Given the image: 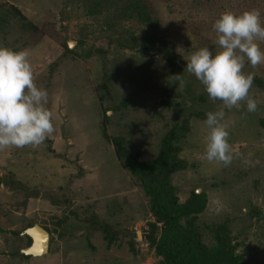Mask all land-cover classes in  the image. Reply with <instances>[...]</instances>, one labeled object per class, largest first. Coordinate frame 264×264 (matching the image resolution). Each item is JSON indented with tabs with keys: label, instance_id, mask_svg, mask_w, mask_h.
<instances>
[{
	"label": "rangeland",
	"instance_id": "rangeland-1",
	"mask_svg": "<svg viewBox=\"0 0 264 264\" xmlns=\"http://www.w3.org/2000/svg\"><path fill=\"white\" fill-rule=\"evenodd\" d=\"M89 2L0 0V46L29 51L34 83L47 90L54 123L41 145L0 151V264H161L144 239L153 220L144 216L148 199L102 136L103 110L107 134L124 137L132 152L140 151L139 160L155 158L164 134L188 121L189 131L176 141L185 168L171 176L179 200L191 189L205 191L207 205L199 215L204 240L210 237L205 225L227 222L240 243L236 252L249 250L242 264H264V88L254 81L264 79V64L252 68L245 61L243 68L253 75L249 95L257 111L246 112L244 101L239 109H224L222 123L234 149L227 166L204 159L205 118L195 115L223 105L210 101L194 75L183 72V57L200 47L216 51L212 24L222 12L255 9L264 24V0H144L155 24L119 18L106 6L89 14ZM14 7L37 25L35 39L15 19ZM146 33L157 35L166 49L140 50ZM62 41L73 43L75 53H65ZM90 49L95 54L84 57ZM169 59L171 73L164 67ZM176 74L185 82L182 89L172 82ZM13 175L28 189L11 185ZM62 196L68 206L55 208L49 201ZM110 201L124 205L111 220L118 225L110 245L97 227H67L63 236L52 232L43 256L12 255L30 245L24 230L33 224L59 230L52 218L66 215L72 226L70 210L109 221Z\"/></svg>",
	"mask_w": 264,
	"mask_h": 264
},
{
	"label": "trees",
	"instance_id": "trees-1",
	"mask_svg": "<svg viewBox=\"0 0 264 264\" xmlns=\"http://www.w3.org/2000/svg\"><path fill=\"white\" fill-rule=\"evenodd\" d=\"M89 14H94L102 9V7H112L113 14L123 19H136L137 21H144L148 24H155L157 20L153 18L151 9L144 3V0H90ZM13 15L18 21L21 28L31 35L33 39L37 36V25L17 9L12 8ZM133 38V37H132ZM135 38L133 41L135 42ZM157 35L153 33H146L144 38L140 41V50L150 52L154 49L165 50V44L157 41ZM65 53H75L65 41L60 43ZM161 50V51H162ZM102 51V50H101ZM163 53H165L163 51ZM84 57H90L95 54L94 50H85ZM169 58L168 53L164 54ZM169 72L173 67V61H168L165 65ZM257 86L264 88V79L255 78ZM106 83V81H103ZM105 86H99L98 91ZM100 98L102 94H100ZM126 102H122L125 105ZM109 110H112L109 109ZM205 112L197 111L195 115L204 117ZM105 119V121H103ZM102 120V136L105 141L112 147L114 156L120 166L129 171L130 175L134 177L141 186L145 197L148 199L147 205L144 207L145 218H153L148 221V229L144 233L149 248L154 250L156 256L160 257L161 264H242L245 255L249 251L246 247L242 252L238 253L240 243L233 240L227 222H216L207 224L206 235L209 237V242L204 240V234L200 230L199 215L205 210L207 205V194L205 191L196 192L191 189L187 198L180 201L175 187L171 182V176L175 171L185 168V161L178 158L179 148L176 141L183 137L189 131L188 121L182 122L180 125L172 127L161 138L158 151L155 158L139 160L140 151L132 152L127 141L122 136H112L107 134L105 130L107 114L103 110ZM11 185H19L24 189H28L22 182L15 179V175L10 180ZM55 208L68 206L67 196L53 198L49 200ZM124 205L119 202L110 201L107 206V216L109 221L99 218L94 212H89V216H82L79 210H70L72 217V226H68V216L60 215L53 219L54 225L58 226L59 230H55L48 226H42L50 234L49 250L53 244L51 235L52 232L57 231L60 236L65 234L64 229L69 227L72 230L92 231L95 229L102 231L103 237L108 245L112 243L115 237V227L118 225L117 219L112 223L114 215L118 210H122ZM68 208L64 209L67 210ZM118 213V212H117ZM77 223V225H76ZM74 224L76 226H74ZM31 225V224H29ZM113 226V227H111ZM72 233V232H71ZM30 243V238L24 235ZM19 253V254H18ZM18 254L24 259L30 256L25 255L16 250L12 255Z\"/></svg>",
	"mask_w": 264,
	"mask_h": 264
},
{
	"label": "clouds",
	"instance_id": "clouds-1",
	"mask_svg": "<svg viewBox=\"0 0 264 264\" xmlns=\"http://www.w3.org/2000/svg\"><path fill=\"white\" fill-rule=\"evenodd\" d=\"M212 28L216 51L200 47L183 57V72L194 75L210 101L223 105L222 109L205 114L203 157L209 163L227 166L232 162L234 149L229 143L227 126L222 123L224 109H239L241 101L248 113L258 109L257 100L249 95L253 75L243 68L245 61L252 68L264 64V50L260 47V42H264V24L260 12L249 9L239 14L222 12ZM172 82L181 89L185 86L180 74L174 75ZM47 103V90L34 83L29 51L0 46V151L44 143L54 131Z\"/></svg>",
	"mask_w": 264,
	"mask_h": 264
},
{
	"label": "water",
	"instance_id": "water-1",
	"mask_svg": "<svg viewBox=\"0 0 264 264\" xmlns=\"http://www.w3.org/2000/svg\"><path fill=\"white\" fill-rule=\"evenodd\" d=\"M73 45V43H69L68 46L71 48ZM32 229H37L38 231L41 230L43 235V244H42V252L40 253H32L30 252V249L32 248V246L35 244V239L34 236L30 234V230ZM24 234L27 235L30 238V245L28 247H26L25 249L21 250V253L25 254V255H29L32 257H41L44 254H46L48 252L49 249V241H50V234L47 230H45L42 226L38 225V224H33L32 226L26 228L24 230Z\"/></svg>",
	"mask_w": 264,
	"mask_h": 264
},
{
	"label": "bare ground",
	"instance_id": "bare-ground-1",
	"mask_svg": "<svg viewBox=\"0 0 264 264\" xmlns=\"http://www.w3.org/2000/svg\"><path fill=\"white\" fill-rule=\"evenodd\" d=\"M30 234L34 236L35 244L30 249V252L36 254L42 252V244H43V233L41 230L32 229L30 230Z\"/></svg>",
	"mask_w": 264,
	"mask_h": 264
}]
</instances>
